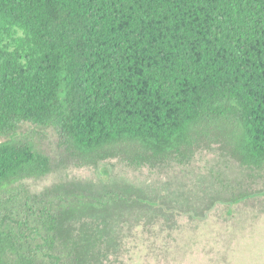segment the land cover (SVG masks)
Here are the masks:
<instances>
[{"label":"trees","instance_id":"1","mask_svg":"<svg viewBox=\"0 0 264 264\" xmlns=\"http://www.w3.org/2000/svg\"><path fill=\"white\" fill-rule=\"evenodd\" d=\"M25 125L85 166L264 170V0H0V264H99L100 206L23 184L50 172Z\"/></svg>","mask_w":264,"mask_h":264},{"label":"rangeland","instance_id":"2","mask_svg":"<svg viewBox=\"0 0 264 264\" xmlns=\"http://www.w3.org/2000/svg\"><path fill=\"white\" fill-rule=\"evenodd\" d=\"M20 132L50 162L48 174L23 181L31 194L100 206L79 216L76 228L102 235L93 250L99 264H264V170L240 167L219 146L185 165L137 168L114 159L85 166L52 129L25 125ZM246 194L254 196L230 203Z\"/></svg>","mask_w":264,"mask_h":264}]
</instances>
